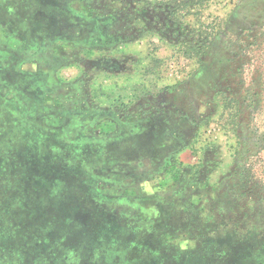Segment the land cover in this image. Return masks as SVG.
Instances as JSON below:
<instances>
[{
	"label": "rangeland",
	"instance_id": "rangeland-1",
	"mask_svg": "<svg viewBox=\"0 0 264 264\" xmlns=\"http://www.w3.org/2000/svg\"><path fill=\"white\" fill-rule=\"evenodd\" d=\"M0 264H264V0H3Z\"/></svg>",
	"mask_w": 264,
	"mask_h": 264
},
{
	"label": "flooded vegetation",
	"instance_id": "flooded-vegetation-1",
	"mask_svg": "<svg viewBox=\"0 0 264 264\" xmlns=\"http://www.w3.org/2000/svg\"><path fill=\"white\" fill-rule=\"evenodd\" d=\"M3 2V0H0V4ZM7 6H5V8H6ZM5 8H4V6H3V9H1L0 8V15H2V17L4 16L5 17V14H9L10 13V15L12 14L13 16L15 15V12H14V10L13 11H10V10H8L7 11V13L6 12H4L5 11Z\"/></svg>",
	"mask_w": 264,
	"mask_h": 264
}]
</instances>
